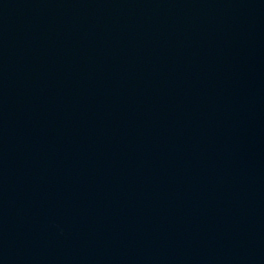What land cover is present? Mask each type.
Segmentation results:
<instances>
[{
  "label": "water",
  "instance_id": "water-1",
  "mask_svg": "<svg viewBox=\"0 0 264 264\" xmlns=\"http://www.w3.org/2000/svg\"><path fill=\"white\" fill-rule=\"evenodd\" d=\"M0 264H264V0H0Z\"/></svg>",
  "mask_w": 264,
  "mask_h": 264
}]
</instances>
